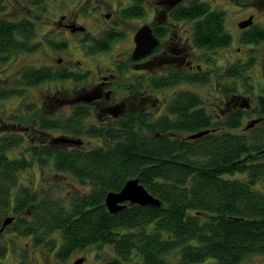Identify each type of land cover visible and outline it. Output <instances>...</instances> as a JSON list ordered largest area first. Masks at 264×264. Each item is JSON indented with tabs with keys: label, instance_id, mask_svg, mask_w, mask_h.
<instances>
[{
	"label": "trees",
	"instance_id": "obj_1",
	"mask_svg": "<svg viewBox=\"0 0 264 264\" xmlns=\"http://www.w3.org/2000/svg\"><path fill=\"white\" fill-rule=\"evenodd\" d=\"M3 2L0 0V9ZM30 3L31 7L40 6L37 0ZM189 4L180 16L192 22L196 47L215 50L230 44L232 36L225 28L223 10L212 9L200 0ZM31 12L30 18L18 21L0 18L2 61L18 51L38 48L33 20L39 15L36 10ZM239 40L249 45L259 43L264 40V28L254 26ZM250 64L251 57L245 62L235 61L224 66L219 75L238 79ZM30 73L31 82L42 78L38 71ZM208 75L190 73L186 79L191 84H203ZM175 82L173 77H163L156 84ZM236 84L228 86L229 94L224 90L232 99L238 96L233 94ZM262 92L256 96L258 122L241 132L243 98L235 108L217 117L224 109L209 114L202 98L189 90L180 92L160 116L153 118L144 112L137 124L132 114L131 120L117 125L118 131L95 129L92 135L101 136L98 141L107 143L106 148L69 151L45 147L33 150L30 158L23 154L9 157L5 150L20 140L0 137V227L6 217H14L5 231L30 237L39 250L54 251L59 261L90 244L113 248L115 256L103 264H170L167 256L173 251L179 252L178 264H196L210 257L218 264H241L247 257L264 256V193L252 187L264 182ZM63 122L62 127L71 125L68 118ZM50 125L48 120L41 123L45 129ZM203 129L209 132L187 138ZM33 160L41 167L52 164L54 172L88 184L90 191L58 197L52 188L35 189L21 183L22 172ZM135 177L160 199L161 206L127 203L115 213L108 212L106 193L120 190L126 180ZM58 231L61 241L57 246L53 234ZM7 249L0 247V259Z\"/></svg>",
	"mask_w": 264,
	"mask_h": 264
},
{
	"label": "flooded vegetation",
	"instance_id": "obj_2",
	"mask_svg": "<svg viewBox=\"0 0 264 264\" xmlns=\"http://www.w3.org/2000/svg\"><path fill=\"white\" fill-rule=\"evenodd\" d=\"M113 1L114 4L91 0L82 6V15L94 31L87 26H83L82 31L73 30L81 26L76 22V11L74 16L62 13L63 8L55 13L48 10L47 14L42 9L44 16L37 13L38 19L33 21L36 31L38 27L42 31L40 40L34 38V41L39 44L37 50L41 48L44 54L37 63L22 64L12 73L11 80L10 76L0 75V80L5 81L0 84V137L15 136L20 140L16 146L5 150L7 156L14 149L22 150L15 156L23 154L29 158L33 150L42 151L45 147L89 150L82 148L85 139H101V136L92 135L95 129L118 131L117 125L131 120L132 114L138 124L147 107L150 110L145 113L157 117L158 109L166 107L180 92L189 91L185 85L189 84L186 78L190 73L207 72L202 71L198 61L204 55L211 57L209 53L217 49L196 47L190 34L189 19L180 16L186 13L193 0H146L147 5L142 0ZM17 3L30 13L38 8ZM21 18H30V15ZM134 19L138 20L135 27L131 24ZM144 25L151 28L158 43L146 55L135 56L134 35ZM254 26L257 25L252 20L251 25L240 28L236 41L240 42L239 37ZM77 34L80 37L76 40ZM16 38L23 41L21 36ZM117 43L120 50L114 53L112 50ZM231 44L232 41L223 48ZM78 51L81 52L79 58H73ZM28 53L31 52L22 50L11 54L8 62ZM32 71H38L42 78L31 82ZM163 77H173L177 82L157 86L156 81ZM179 85L182 87L167 93L168 88ZM236 102L226 100L224 110L217 117L233 109ZM67 118L71 125L62 127ZM44 120L51 123L46 129L41 127ZM30 169L54 170L52 164L41 167L35 160L27 168Z\"/></svg>",
	"mask_w": 264,
	"mask_h": 264
},
{
	"label": "rangeland",
	"instance_id": "obj_3",
	"mask_svg": "<svg viewBox=\"0 0 264 264\" xmlns=\"http://www.w3.org/2000/svg\"><path fill=\"white\" fill-rule=\"evenodd\" d=\"M23 3L25 6L30 7V0H4L3 8L0 9V18H5L9 20H17L21 18L22 15L29 16L31 14L28 9H23L17 2ZM107 3L114 4L113 0H105ZM120 1V0H119ZM205 1L210 5L212 9L223 10L225 13L224 25L226 30L232 36V44L226 48H219L213 51L211 57L204 55L203 59H195L202 66V71L209 72V79L203 84H187L185 88L197 93L204 102V107L209 112V114H217L221 109H224L226 100H236L237 102L242 100V103H246L243 108L245 118L242 120V125L238 131L245 129V125L259 117L256 109V96L262 92L264 87V40L251 45H246V43H241L236 41L238 31L240 27L237 25L242 19L250 17L253 15L252 20L257 26L264 28V0H200ZM40 2V3H39ZM91 0H37L40 5L36 8V12H40V16L48 10L50 12H57L61 10L62 13L65 12L70 16H74L75 11L77 12L76 22L78 25L88 27L92 30L93 27L90 26L83 17L82 6L85 3H90ZM143 4L147 5L146 0H142ZM110 3V4H111ZM118 3V0L117 2ZM38 9L40 11H38ZM55 9V11H51ZM44 16V15H43ZM44 19V18H42ZM46 19V18H45ZM49 20V19H46ZM138 23L137 19L132 21L133 27ZM190 34L192 30V22L189 21ZM128 27H131L129 24ZM42 29L38 27L37 36L35 40H40ZM94 31V29L92 30ZM79 34L75 35L76 40L79 38ZM191 38V36H190ZM75 40V41H76ZM79 44V43H78ZM82 47V45H80ZM83 49V48H81ZM120 50V44L114 46L113 52H118ZM44 54L43 50L39 48L36 51L28 53L26 55H19L12 61H1L0 62V75L3 77H9L12 79V73L17 70L22 64L37 63V60ZM81 52L78 51L73 55V58H79ZM208 57V58H206ZM251 57V64L244 70L243 75L237 78H225L220 76L224 66L237 62H245L247 58ZM206 58V59H205ZM232 61V62H230ZM230 62V63H229ZM233 82L237 83L235 93L237 97L232 99L230 95H227L224 90H227L228 86H233ZM0 84H5L0 80ZM182 85L173 86L168 88L167 93H171L177 88H181ZM261 90V91H260ZM228 93V90H227ZM229 94V93H228ZM264 95V92H262ZM160 97V94L158 93ZM237 102L233 105V108L237 106ZM241 107V106H239ZM231 108V107H230ZM242 108V107H241ZM150 107L145 108V112H149ZM154 111V109H152ZM165 112V107L158 109L155 116H160ZM108 146L104 141H88L84 140L82 148L92 149V148H106ZM22 150L9 151L8 156L13 157L16 153ZM45 170V167H44ZM238 178H243L245 174H235ZM20 182L25 185H30L33 188H52L54 195L58 197H66L70 194H82L90 191V186L88 184H82L77 179L70 175L63 174L60 172H54L53 170H46L42 175H40L39 169H30L23 171L20 176ZM255 190L264 193V182L255 184L252 186ZM53 236L57 240V246L60 244V232H55ZM8 241V242H6ZM6 242V243H5ZM1 248H8L5 251V256L0 259L2 264H17L18 262H24L25 264H69L75 258L83 257V264H103L105 261H109L115 256L113 248L109 245H102L100 248L94 244L87 245L85 248L74 250L69 258L65 261H59L54 256L53 252H45L39 250L33 243L30 237L17 236L15 233L6 230L2 235V240L0 243ZM56 250V249H55ZM173 253V254H172ZM249 258L247 261L246 259ZM241 264H264V256L255 255L252 257H247ZM170 264H178L179 252L173 251L167 256ZM196 264H218L216 259L210 257L205 261Z\"/></svg>",
	"mask_w": 264,
	"mask_h": 264
},
{
	"label": "water",
	"instance_id": "obj_4",
	"mask_svg": "<svg viewBox=\"0 0 264 264\" xmlns=\"http://www.w3.org/2000/svg\"><path fill=\"white\" fill-rule=\"evenodd\" d=\"M252 24V17H248L244 20L238 22L240 28H245ZM84 29L83 26H76L73 30ZM135 47L133 49V55L143 56L151 52L152 49L157 45L158 40L152 34L151 28L148 25H144L139 28L134 35ZM258 120H252L245 125V129L252 127ZM209 129H203L187 136L189 139L199 138L204 134L208 133ZM79 143L80 140H74ZM138 204L141 206H161V201L157 197L153 196L138 180V178H130L126 180L124 185L118 191H109L104 197V205L107 211L110 213H115L123 209L126 204ZM14 217L8 216L4 219L2 226L0 227V234L4 230L5 226L13 221ZM84 258H76L70 264H83Z\"/></svg>",
	"mask_w": 264,
	"mask_h": 264
}]
</instances>
